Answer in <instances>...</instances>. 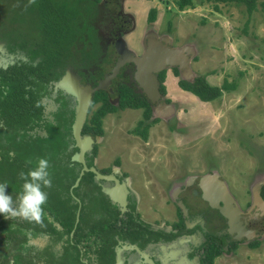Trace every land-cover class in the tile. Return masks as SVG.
Listing matches in <instances>:
<instances>
[{
    "label": "flooded vegetation",
    "instance_id": "flooded-vegetation-1",
    "mask_svg": "<svg viewBox=\"0 0 264 264\" xmlns=\"http://www.w3.org/2000/svg\"><path fill=\"white\" fill-rule=\"evenodd\" d=\"M12 2L9 4L14 11L24 17L23 20L10 22L12 26L8 31L0 27V69L36 72L32 75L34 79L28 76L29 82L25 81L29 89L25 99L33 108H44L56 127L61 130L68 127L67 151H72V156L79 151L73 131L79 100L62 88L59 82L71 71L80 77L79 85H90L95 89L81 134L83 138L90 136L94 141L85 155L86 165L94 166L101 173L115 176L118 180V183L113 178L97 180L93 173V183L100 187L108 242L113 245V264H117L119 249L120 264H219L232 259L239 262L231 261V264H264L263 259L260 262L257 259L264 249V184L259 186L260 183H256L260 179L255 182L254 189L250 188L246 204L239 202L230 191L241 210L231 226L229 218L205 196V188L216 178L166 179V182L171 181L168 194L174 208L172 215L164 217L156 201L147 202V193L150 192L145 190H151L155 182H161V178H148L149 184L141 186L139 178L130 176L122 168L118 169L122 167L120 158L115 159L116 164L111 162L109 170L101 169L97 163L106 118L111 116L116 120L115 117L122 116L124 111H137L138 128L140 123L146 125L150 123L147 121L154 119H157L156 122L160 119L170 122L173 117L170 115L175 116L176 109L171 105L165 81L168 72L172 70L176 73L177 69L176 74L181 77L179 88L187 91L180 85L183 78L180 70L170 67L153 72L157 81L150 80V95L146 88L150 81L143 85L136 77L137 65L120 52L125 42L135 55L142 56L155 37L163 43H168L166 39H169L171 46L175 47L170 32L157 33L153 27L156 19H148V29L143 33L138 48L140 51H136L129 37L138 23L127 12L126 0ZM64 6L71 8V14L65 19ZM152 9L149 7L148 11ZM49 70L55 71V75L47 79L44 72ZM195 77L194 74L189 81ZM128 103L140 105L134 107ZM125 104L127 106H123ZM71 161L72 165L78 163L82 169V163L72 160V157ZM122 185L127 188L125 206L103 191V187L112 189ZM179 202L186 206L187 213ZM218 202L225 204L222 199Z\"/></svg>",
    "mask_w": 264,
    "mask_h": 264
},
{
    "label": "rangeland",
    "instance_id": "rangeland-1",
    "mask_svg": "<svg viewBox=\"0 0 264 264\" xmlns=\"http://www.w3.org/2000/svg\"><path fill=\"white\" fill-rule=\"evenodd\" d=\"M126 1L127 12L138 23L129 37L136 51L148 29V9L155 8L157 33L170 32L175 48L195 47L192 74L205 75L212 86H222L226 79L234 81L236 88L223 91L213 101H202L181 90V77L170 70L165 82L175 116L170 115V122H152L146 139L136 133L139 112L127 110L116 120L106 118L99 167L109 170L111 162L116 164L115 159L120 158L122 167L118 169L139 178L141 186L149 184L148 178H161L151 190H145L150 192L147 202L156 201L164 217L172 215L174 208L168 194L171 181L166 179L199 178L214 171L237 200L246 204L250 188L264 184V0L257 1L252 15L239 0H210L184 11L177 8L176 0ZM9 3L12 0H0V27L5 31L12 26L10 22L24 17ZM96 202L94 194L91 203ZM46 246L54 250L46 258L51 261L61 248L51 242ZM262 252L260 257L255 255L259 262L264 260V249ZM40 254L46 255V251ZM38 257L44 260V256ZM231 261L239 262H224Z\"/></svg>",
    "mask_w": 264,
    "mask_h": 264
},
{
    "label": "trees",
    "instance_id": "trees-1",
    "mask_svg": "<svg viewBox=\"0 0 264 264\" xmlns=\"http://www.w3.org/2000/svg\"><path fill=\"white\" fill-rule=\"evenodd\" d=\"M209 1L176 0V5L184 11ZM239 1L247 4L249 15L257 10L258 0ZM262 6L264 8V1ZM68 14H71V8L64 6V19ZM149 19H156L155 8L150 11ZM54 72L49 70L44 73L49 79L55 75ZM34 73L0 69V182L8 183L6 191L15 199L23 184L18 178L19 173L27 172L33 166L26 165V159L35 161L45 157L50 163L52 187L45 189L48 202L44 205L46 216L43 224L29 223L20 218L6 219L0 214V264H113V245L108 242L100 187L93 183V172H86L80 184L71 191L81 165H72L73 152L67 151L69 129L61 130L53 125L44 108H33L25 99L29 93L25 81L29 82L28 76L34 79ZM180 85L206 102L219 98L225 90L236 88V82H228L227 79L222 86H212L205 75H198L191 81L182 78ZM128 105L138 107L140 104ZM152 122L146 125L140 123L136 133L146 139ZM10 154H14V158ZM94 192L97 202L93 204ZM75 196L81 200L82 207L80 221L71 235L79 209ZM48 242L61 248L51 261H46V258L55 253L46 246ZM44 250L46 255L40 254ZM38 256H44V260Z\"/></svg>",
    "mask_w": 264,
    "mask_h": 264
},
{
    "label": "water",
    "instance_id": "water-1",
    "mask_svg": "<svg viewBox=\"0 0 264 264\" xmlns=\"http://www.w3.org/2000/svg\"><path fill=\"white\" fill-rule=\"evenodd\" d=\"M168 40V43H163V41L157 37L151 39L147 51L142 56L135 55L130 49H128L126 43H123V46L120 47V52L128 58L129 61L134 62L137 65V74L136 77L144 85L147 84L150 80L157 81V77L153 72H158L166 68L176 67L180 70L184 79L189 80L193 74L191 69L192 59L195 57V47L193 45H185L179 48L171 46V40ZM118 70V65L116 66ZM80 77L75 72H67L63 79L59 82V85L64 88L67 92L78 97L79 105L77 108L76 119L73 125L74 137L79 146V151L72 156V160L80 162L83 164L82 169L80 170L79 176L77 177L75 184L72 186L71 191L80 184V181L84 174L88 171H91L95 174V178L108 180L113 178L117 181L115 176L103 174L94 166L88 167L85 163V155L89 149L92 148L93 139L90 136L82 137V127L86 119L87 109L90 104L93 89L90 85H79L78 79ZM74 81V83H73ZM75 84V86H74ZM151 81L147 84V92L151 95L150 92ZM174 111L172 107L171 112ZM201 178H216V180L211 183L207 188H205V196L211 202L213 206H217L222 214L229 218L230 225L234 224L236 217L240 214V208L235 203V199L232 196L227 184L225 181L220 179L218 172L214 171L211 174L201 176ZM210 180V179H209ZM103 191L106 194H109L112 200L120 203L125 206L127 204V188L124 185L122 187L109 189L103 187ZM219 199H222L225 204H219ZM79 202V209L77 212L76 222L74 230L71 235L75 232L77 225L80 221L81 215V201ZM258 203V199H257ZM179 206L187 213L186 206L179 202ZM120 250V249H119ZM118 250L117 264L121 263L120 260V251Z\"/></svg>",
    "mask_w": 264,
    "mask_h": 264
},
{
    "label": "clouds",
    "instance_id": "clouds-1",
    "mask_svg": "<svg viewBox=\"0 0 264 264\" xmlns=\"http://www.w3.org/2000/svg\"><path fill=\"white\" fill-rule=\"evenodd\" d=\"M35 0H29L34 4ZM13 156L14 154H10ZM26 165H33L27 172L21 171L19 179L23 181L22 190L13 197L7 193V182H0V214L6 219L20 218L29 223L43 224L46 216L44 205L48 202V192L52 187V177L49 172L50 163L45 157L33 161L26 159Z\"/></svg>",
    "mask_w": 264,
    "mask_h": 264
}]
</instances>
